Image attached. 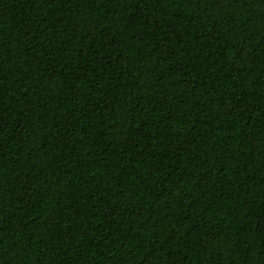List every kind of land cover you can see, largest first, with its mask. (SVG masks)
<instances>
[{
  "label": "trees",
  "instance_id": "16d2710c",
  "mask_svg": "<svg viewBox=\"0 0 264 264\" xmlns=\"http://www.w3.org/2000/svg\"><path fill=\"white\" fill-rule=\"evenodd\" d=\"M0 264H264V0H0Z\"/></svg>",
  "mask_w": 264,
  "mask_h": 264
}]
</instances>
